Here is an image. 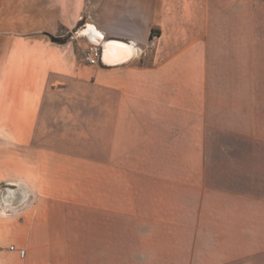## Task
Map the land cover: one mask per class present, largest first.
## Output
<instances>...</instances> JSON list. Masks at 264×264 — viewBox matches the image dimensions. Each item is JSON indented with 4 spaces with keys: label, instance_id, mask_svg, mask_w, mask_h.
Wrapping results in <instances>:
<instances>
[{
    "label": "crops",
    "instance_id": "crops-1",
    "mask_svg": "<svg viewBox=\"0 0 264 264\" xmlns=\"http://www.w3.org/2000/svg\"><path fill=\"white\" fill-rule=\"evenodd\" d=\"M88 23L140 52L89 64ZM59 113L73 135L38 136ZM1 183L0 264H264V0H0ZM70 204L97 245L70 242Z\"/></svg>",
    "mask_w": 264,
    "mask_h": 264
},
{
    "label": "rangeland",
    "instance_id": "rangeland-1",
    "mask_svg": "<svg viewBox=\"0 0 264 264\" xmlns=\"http://www.w3.org/2000/svg\"><path fill=\"white\" fill-rule=\"evenodd\" d=\"M237 29V28H236ZM237 39V38H236ZM235 39V40H236ZM241 52V51H240ZM230 67V66H229ZM221 68H223V70H221ZM226 66H220L219 69V74H221V72H223V74L227 73ZM95 99H92L90 102H85V104L90 103L91 107H92V111H91V119H90V126L88 129V133H90V151L92 153L97 154L98 153V147H102L103 149H107L108 144L107 143V139H109V132L110 130H106L107 132H105L103 134L102 131H100V129L97 126V120H98V112H97V105L99 104L98 102V97L97 95H95ZM56 118V116L54 114L51 113V117ZM58 116H62V118L57 117V121H54L55 127L52 128V130H48L46 129V127H44L43 124V128H39L37 130V135L38 136H50L51 133H48L50 131H52L53 135L56 136H72V131H63L61 128L62 124H65L66 122L69 121V119L67 120V113H59ZM111 119V117H109L108 115V119ZM45 122V121H44ZM75 122H77V118H75ZM96 122V125H94ZM62 131V133H61ZM61 133V134H60ZM81 147V146H80ZM105 151V150H103ZM5 187H10V188H14L13 186L10 185H6L4 183L0 184V190H2ZM158 215H161V211L162 210H156ZM238 211V210H236ZM46 210H44L43 215H46ZM55 215V214H54ZM58 215L61 217H64L65 219V225L64 228L66 229V232L70 233L72 238L70 240L71 243H73V245H78L81 243H87L89 245H94V243L97 245L98 241L97 240H93L94 235L93 234H97L100 229L102 230L103 225L100 224V218H102V215H100V212L98 210H94L92 208H87L85 206H80V205H74V204H70V205H65L63 207H61V209H59ZM115 221V218H113L112 220H108V226L111 227H117V225L115 223H113ZM86 233H89L90 235L85 236ZM85 236V237H84ZM109 245H114L113 241H108L106 242ZM146 244V243H145ZM149 244H151L150 246L152 247V249L155 250H160V249H164V248H170L171 242H168L166 240H162V239H158L155 241H151L149 242ZM123 247H124V251L128 250L127 256H124V260L129 258L130 255V241L129 240H125L123 241ZM136 248V246H135ZM78 254V253H75ZM124 255H126L124 253ZM75 257V256H74ZM128 257V258H126ZM82 254L81 257H79L78 259H82ZM125 264H128V262H124Z\"/></svg>",
    "mask_w": 264,
    "mask_h": 264
},
{
    "label": "bare ground",
    "instance_id": "bare-ground-1",
    "mask_svg": "<svg viewBox=\"0 0 264 264\" xmlns=\"http://www.w3.org/2000/svg\"><path fill=\"white\" fill-rule=\"evenodd\" d=\"M79 33L85 36H90L92 39L96 40H98V36H102L91 23H88L87 26L82 27L79 30ZM101 44L103 47V59L109 64L123 63L124 61H127L132 55L136 56L140 52L137 46L131 44L130 42H122L114 39H106L103 37ZM7 193L8 194L5 199L10 201L13 198L14 191L13 189H10L7 191Z\"/></svg>",
    "mask_w": 264,
    "mask_h": 264
},
{
    "label": "water",
    "instance_id": "water-1",
    "mask_svg": "<svg viewBox=\"0 0 264 264\" xmlns=\"http://www.w3.org/2000/svg\"><path fill=\"white\" fill-rule=\"evenodd\" d=\"M86 38H87V40L89 41V43L96 44V45H98V46L100 47V63H101L102 65H105V66H111V65L121 64V63L109 64V63H106V62L104 61V59H103V47H102V44H101V41H102V39H103L102 36H98V40H96V39H92L90 36H86ZM127 61H128V60H127ZM124 62H126V61H124ZM9 188H10V187H5V188H3V189L0 191V197H1V199L6 200V199H5V197L7 196V195H6V192H7L8 190H10ZM11 189H13L14 193H13V198L9 201V204H12V203L16 200V194H21L19 188H11ZM7 194H8V193H7ZM15 202H16V201H15ZM4 204H5V203H4Z\"/></svg>",
    "mask_w": 264,
    "mask_h": 264
},
{
    "label": "built area",
    "instance_id": "built-area-1",
    "mask_svg": "<svg viewBox=\"0 0 264 264\" xmlns=\"http://www.w3.org/2000/svg\"><path fill=\"white\" fill-rule=\"evenodd\" d=\"M84 59L92 65H97L100 63V47L96 44L89 43V46L85 52ZM11 250L14 249V245H10ZM20 256H24L25 249H17Z\"/></svg>",
    "mask_w": 264,
    "mask_h": 264
},
{
    "label": "trees",
    "instance_id": "trees-1",
    "mask_svg": "<svg viewBox=\"0 0 264 264\" xmlns=\"http://www.w3.org/2000/svg\"><path fill=\"white\" fill-rule=\"evenodd\" d=\"M157 33H158V30H156V32H155V30L152 29L151 32H150L149 37L152 38ZM50 38H51L52 41H57V42L64 41V38L63 39L62 38H57V37H54V36H51V35H50Z\"/></svg>",
    "mask_w": 264,
    "mask_h": 264
}]
</instances>
